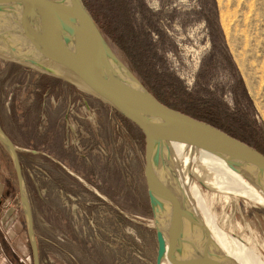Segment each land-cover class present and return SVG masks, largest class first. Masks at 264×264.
Instances as JSON below:
<instances>
[{"label": "rangeland", "instance_id": "1", "mask_svg": "<svg viewBox=\"0 0 264 264\" xmlns=\"http://www.w3.org/2000/svg\"><path fill=\"white\" fill-rule=\"evenodd\" d=\"M86 2L104 32L107 7L114 10L117 37L136 46L152 73L173 75L186 92L214 104V112L221 103L233 112L239 103L264 128V0ZM42 75L54 78L0 59V123L19 155L40 264H140L134 232L148 202L143 135L141 144L121 113L70 78H54L58 83ZM46 84L59 91L40 102ZM242 90L246 101L236 97ZM2 156V214L14 207L11 245L32 264L13 169ZM198 183L206 214L232 242L243 235L264 259V203L223 193L203 175ZM202 212L197 208L190 222L172 215L171 232L177 226L191 231Z\"/></svg>", "mask_w": 264, "mask_h": 264}, {"label": "water", "instance_id": "2", "mask_svg": "<svg viewBox=\"0 0 264 264\" xmlns=\"http://www.w3.org/2000/svg\"><path fill=\"white\" fill-rule=\"evenodd\" d=\"M0 10L28 25L84 67L114 95L116 103L97 97L141 131L148 202L134 232L140 264H177L168 249L172 234L168 222L172 215L192 216L188 185L192 186V197L210 214L198 186L199 175L217 189L220 183L264 189V154L210 123L160 102L106 41L82 0H0ZM48 55L42 48L31 51L5 40L0 42V59L67 80V75L38 58L43 56L45 60ZM72 85L84 89L76 82ZM0 143L15 172L32 262L40 264L19 155L1 123Z\"/></svg>", "mask_w": 264, "mask_h": 264}, {"label": "bare ground", "instance_id": "3", "mask_svg": "<svg viewBox=\"0 0 264 264\" xmlns=\"http://www.w3.org/2000/svg\"><path fill=\"white\" fill-rule=\"evenodd\" d=\"M0 34L9 45L25 47L26 50L48 52L45 62L51 68L62 72L84 89L101 97L112 104L116 103L114 95L99 81L94 79L78 62L62 50L55 47L50 41L36 33L28 25L22 24L0 10ZM218 189L223 192H232L236 195L264 203V189L255 188L248 184L220 183ZM192 186L188 185L191 218L195 220V210L202 209L195 197H192ZM204 211V210H203ZM191 231H185L177 226L168 240V249L177 264H264L252 248L253 246L241 234H236V241L220 229L215 221L205 212H202L201 224H194Z\"/></svg>", "mask_w": 264, "mask_h": 264}, {"label": "trees", "instance_id": "4", "mask_svg": "<svg viewBox=\"0 0 264 264\" xmlns=\"http://www.w3.org/2000/svg\"><path fill=\"white\" fill-rule=\"evenodd\" d=\"M83 2L97 25V23H99L97 17L92 14L86 0H83ZM117 44L118 49L123 54L122 61L139 77L142 83L160 102L166 106L189 114L201 121L210 123L211 125L245 142L258 150L260 153L264 154V128L261 124H257L254 119L248 117L240 108L241 105H239V103H237V108L233 112H229L228 108L223 103L220 104V110H218V112H214V104L205 103L206 101H204V99L199 95L186 92V89L182 85L181 81L173 75L152 73V70H150V68L140 59V55L135 48L136 46L131 44L129 40H125L123 36H121ZM42 76L49 78L50 81L52 80L58 83L61 82L57 79L46 77L45 75ZM236 97L239 101L248 100L245 90H242L241 93L239 92L238 94L236 92ZM190 103L192 105H190ZM192 106H194V108H192ZM122 118L125 120V123L132 130V132L137 133V139H139L142 144V134L138 127L125 117ZM0 148L8 157L13 169L12 162L1 143ZM12 172L13 181H11L13 183L14 181L16 182V176L14 169Z\"/></svg>", "mask_w": 264, "mask_h": 264}, {"label": "crops", "instance_id": "5", "mask_svg": "<svg viewBox=\"0 0 264 264\" xmlns=\"http://www.w3.org/2000/svg\"><path fill=\"white\" fill-rule=\"evenodd\" d=\"M3 156L0 148V264H16L12 259L11 255L14 256V258L20 263V264H27V262L24 259V256L20 254L21 250L17 252L16 250V245L12 246L11 243L14 242V237L15 234L10 233V228H8L9 223H10V214L12 213V208H9L6 213L2 214V208H3V203H2V195L4 192V188L6 185V180H2L3 177ZM6 171V170H5ZM15 218V215H14ZM7 222L5 223V221ZM5 223V224H4Z\"/></svg>", "mask_w": 264, "mask_h": 264}, {"label": "flooded vegetation", "instance_id": "6", "mask_svg": "<svg viewBox=\"0 0 264 264\" xmlns=\"http://www.w3.org/2000/svg\"><path fill=\"white\" fill-rule=\"evenodd\" d=\"M105 22H106V24H105V27H106V32H104L103 30H102V27L99 25V23H97V27L99 28V30H100V32L102 33V35L104 36V38L106 39V41L110 44V46L113 48V50H115V52H116V54L121 58V59H123L122 57L123 56H121V54L119 55V52H117V50L116 49H118V40H119V38L117 37L118 36V32H119V27H118V20L116 19V15H115V13H114V10L113 9H111V10H109V8L107 7V12H106V18H105ZM41 88H43V89H41V91L40 92H42V93H40V102H42V95H48V94H52L53 95V93H54V91H59V89L57 90L56 89V87L55 88H53V86L52 87H50V85L49 84H46V85H43V86H41ZM71 92V91H70ZM54 96V95H53ZM39 98V97H38ZM39 102V101H38ZM2 126V125H1ZM3 128V127H2ZM8 134V133H7ZM9 135V134H8ZM10 138H11V136H10ZM12 139V138H11ZM45 156H46V158H47V161L48 160H53L52 158H51V156L49 155V154H45V153H43ZM28 197H29V195H28ZM30 200V199H29ZM31 204V203H30ZM33 223H34V221H33ZM34 231H35V226H34ZM29 246H30V244H29ZM37 246H39L38 245V241H37ZM47 247V246H46ZM46 250H48V248H45ZM30 250H31V248H30ZM38 252H39V248H38ZM10 256H11V259L16 263V264H20L15 258H14V256L13 255H11L10 254ZM31 256H32V254H31ZM40 256V255H39ZM40 260V259H39ZM32 264H33V262H32Z\"/></svg>", "mask_w": 264, "mask_h": 264}]
</instances>
